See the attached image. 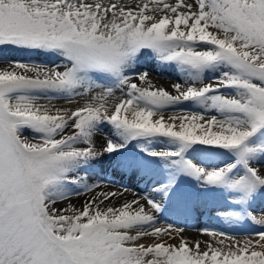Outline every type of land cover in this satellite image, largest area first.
Masks as SVG:
<instances>
[{"label":"snow or ice","instance_id":"obj_1","mask_svg":"<svg viewBox=\"0 0 264 264\" xmlns=\"http://www.w3.org/2000/svg\"><path fill=\"white\" fill-rule=\"evenodd\" d=\"M0 52V264H264V0H0Z\"/></svg>","mask_w":264,"mask_h":264},{"label":"rangeland","instance_id":"obj_2","mask_svg":"<svg viewBox=\"0 0 264 264\" xmlns=\"http://www.w3.org/2000/svg\"><path fill=\"white\" fill-rule=\"evenodd\" d=\"M5 56L15 58V59H22V60H38V61H44V62L48 61L47 57L42 56V55H37L35 53L29 54V53H23V52H9V53L5 54L3 52H0V67L5 66L4 59H3V57H5ZM142 65H143V67H146L147 70H153V71H156L162 75H166L168 77H173L172 79L176 81L177 74L174 71H172L170 69L162 68L161 66L157 65L156 63H154L151 60L142 61ZM140 186L143 187L142 184ZM262 203H264V202H260V201L257 202V208L258 209L264 207V205ZM200 223L203 224L204 226H210V227L215 226L217 229L230 231L238 239H243L246 235L254 232L255 230H258V228H259V226H255V228L250 227L248 224H238V225L223 224L222 222L215 219L214 217L210 218L208 215H204L203 217H201ZM181 226L186 227L185 232H187V233H184L185 235H191L192 233H194L193 235L197 239H204V240L208 239V237L200 236L198 234L196 229L199 225H197V223L194 219L189 220L187 225H184L183 221H181ZM173 243H175V242H173Z\"/></svg>","mask_w":264,"mask_h":264},{"label":"bare ground","instance_id":"obj_3","mask_svg":"<svg viewBox=\"0 0 264 264\" xmlns=\"http://www.w3.org/2000/svg\"><path fill=\"white\" fill-rule=\"evenodd\" d=\"M148 71H149L151 79L158 86H164L167 88L171 83L175 82V80L172 79L173 77H168L166 75H162V74H160L156 71H153V70H148ZM82 199H83V197L80 198V200H82ZM80 200H74L73 202L75 204H77V206H79ZM262 204L264 205V203H262ZM185 233H187V232H185ZM193 234L194 233H192L191 235H185V236L195 238V236ZM173 242L176 243V241H173Z\"/></svg>","mask_w":264,"mask_h":264}]
</instances>
